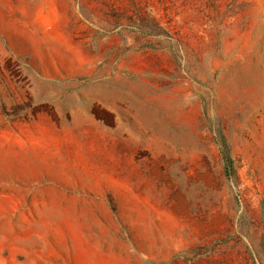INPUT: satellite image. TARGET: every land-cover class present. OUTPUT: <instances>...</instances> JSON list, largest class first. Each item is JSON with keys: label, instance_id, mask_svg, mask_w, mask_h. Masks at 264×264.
Masks as SVG:
<instances>
[{"label": "rangeland", "instance_id": "rangeland-1", "mask_svg": "<svg viewBox=\"0 0 264 264\" xmlns=\"http://www.w3.org/2000/svg\"><path fill=\"white\" fill-rule=\"evenodd\" d=\"M0 264H264V0H0Z\"/></svg>", "mask_w": 264, "mask_h": 264}, {"label": "trees", "instance_id": "trees-1", "mask_svg": "<svg viewBox=\"0 0 264 264\" xmlns=\"http://www.w3.org/2000/svg\"><path fill=\"white\" fill-rule=\"evenodd\" d=\"M225 160H226L227 164H230L231 163V160H230V156H229V152L228 151L225 152Z\"/></svg>", "mask_w": 264, "mask_h": 264}]
</instances>
